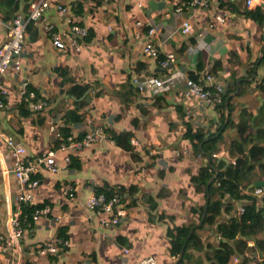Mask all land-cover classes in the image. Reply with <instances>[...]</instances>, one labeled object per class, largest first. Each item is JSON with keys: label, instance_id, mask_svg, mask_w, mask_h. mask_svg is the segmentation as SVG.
Segmentation results:
<instances>
[{"label": "crops", "instance_id": "1", "mask_svg": "<svg viewBox=\"0 0 264 264\" xmlns=\"http://www.w3.org/2000/svg\"><path fill=\"white\" fill-rule=\"evenodd\" d=\"M52 1L41 20L27 26L20 70L9 69L1 77L11 102L9 110L0 111L1 134L20 141L28 155L36 156L50 151L56 134L64 135L65 129L79 137L96 126L130 131L131 140L141 146V160L134 162L128 152L118 149L104 134L91 148L73 153L71 167L57 174L42 172L38 188L30 192L34 202L49 205L52 213L63 219L55 225L42 219L24 234L21 246L26 262L32 264L35 249L56 236L63 223L68 227L69 245L59 256L49 257V264H88L89 259L91 264H137L147 256H153L158 264H174L167 227L196 220L197 215L191 210L203 203V197L194 192L190 177L204 160L193 153L190 142L184 139V117L178 111L191 117L193 128H202L206 134L220 127L221 112L216 107L185 101L183 78L155 101L142 97L129 85L128 76L154 74L160 78L178 72L199 77L221 60L222 71L218 75L226 89L234 81L237 92L240 81L239 92L240 84H244L240 96L236 97L235 92L230 95L234 98L233 116L246 110L259 120L264 91L256 86L264 78V68L259 65L264 55V26L248 15L246 0H211L207 10L186 8L181 19L192 25L193 32L185 36L178 32L172 12L186 0ZM55 4L67 7L68 15L74 16L90 35L78 51L68 46L58 50L51 44L48 25L65 34L68 30ZM261 7L264 9V0ZM218 16L223 22L216 20ZM6 24L0 20V46L7 40ZM149 28L155 31L152 36H147ZM146 41H151L161 55L174 52L176 63L168 69L158 68L142 54ZM250 70L253 74L247 79ZM24 81L48 101V107L39 114L22 115L25 109L18 90ZM75 85L86 87L79 98L85 106L77 112L85 122L67 125L64 114L75 108V97L68 90ZM223 112L226 116V108ZM257 128L264 130V120ZM232 135L230 129L225 132L226 139ZM156 142L161 145L153 153L156 159L150 161L146 150ZM260 143L264 145V140ZM227 149L228 144H222L214 155L225 166ZM11 165L0 139V222L16 203L13 179L6 174ZM65 186L75 189V198L63 197ZM104 187L108 191L125 189L122 205L127 207V215L116 227L103 228L100 217L86 208L90 195ZM161 214L165 218L160 219ZM118 236L126 238L128 245H121ZM211 238L209 242L215 243L216 235ZM123 248L129 253L124 254ZM204 250L193 252L195 258L203 259ZM4 260L0 255V264Z\"/></svg>", "mask_w": 264, "mask_h": 264}, {"label": "built area", "instance_id": "2", "mask_svg": "<svg viewBox=\"0 0 264 264\" xmlns=\"http://www.w3.org/2000/svg\"><path fill=\"white\" fill-rule=\"evenodd\" d=\"M18 1V0H14ZM53 5L52 0H30L27 10L18 13L10 22L6 24L7 40L0 46V80L9 70L19 71L21 66L20 55L23 49L24 37L27 26L31 22L41 20L44 13ZM211 6V0H186L183 4L173 10L174 22L178 27V32L185 36L193 32L192 25L181 16L185 9L207 10ZM261 6V0H246V9L248 12L255 11ZM57 14L64 19L68 30L62 33L56 30L52 25H48L46 30L49 34L51 44L58 50H64L70 47L74 51L80 49V44L88 36L86 28L82 27L74 16L68 15L69 9L61 4H55ZM217 21L223 22V18L218 16ZM140 26V23L136 25ZM154 29L149 28L147 36L154 34ZM66 40V41H65ZM142 54L150 62L164 70L176 63L174 52H167L163 55L157 47L151 42L144 43ZM180 78L184 81L183 97L187 102L199 103L206 108L216 107L223 104V97L226 94V87L219 76L209 73H201L197 79L183 76L181 73L172 72L164 77H155L154 74H136L131 80L135 90L142 96H156L170 90ZM7 88L0 81V110L10 109V99ZM18 96L21 102L27 104L28 110L32 114H39L48 107V101L39 96L32 90L27 82H22L19 86ZM102 127H93L79 137L70 133L65 141L60 142L55 148L40 155L30 156L23 144L12 136H5L0 132L2 140V149L6 156L10 158L12 165L6 174H9L15 186L16 203L10 209L7 217L0 222V255L4 257V263L1 264H30L26 262V257L22 250L21 241L24 234L32 228V225L42 219L55 225L62 221L63 216L53 214L49 205L37 207L31 195V191L38 188L42 172L57 174L62 169L69 168L72 154L91 148L101 137H104ZM56 140L60 138L56 134ZM134 150L139 152L140 144L136 140H131ZM160 146V142H156ZM147 157H155L152 151H147ZM156 159V158H155ZM101 193H93L87 200L86 208L100 217V225L103 228L116 227L121 223V219L126 217L127 210L122 205L119 188L112 191L107 190ZM256 196H264L263 187H256L253 192ZM63 197L67 199L75 198V189L72 186H65L62 189ZM28 209H32L29 211ZM240 213L242 208H238ZM65 218V217H64ZM69 245L68 240H63L57 236L48 238L45 242L35 249L32 264H49L46 260L49 257H57ZM124 254L129 251L123 248ZM234 264L238 259L233 258ZM264 263V259H263ZM137 264H158L153 256H147L141 259Z\"/></svg>", "mask_w": 264, "mask_h": 264}, {"label": "trees", "instance_id": "3", "mask_svg": "<svg viewBox=\"0 0 264 264\" xmlns=\"http://www.w3.org/2000/svg\"><path fill=\"white\" fill-rule=\"evenodd\" d=\"M29 2L30 0H0V20L6 23L10 22L18 13H24L27 10ZM248 15L256 23L260 25L264 23V9L261 6L257 7L255 11L248 12ZM88 39H90V35L85 38L86 41ZM259 65L264 68V55ZM198 70H202L201 67ZM221 71L222 62L217 60L207 73L219 76L218 74ZM252 72L253 70H250L247 79L252 77ZM136 74H132L131 78ZM131 78L128 76L129 85L132 84ZM191 78L197 79L194 75ZM242 85L244 84H240V91L236 97L241 95ZM256 87L258 90L264 91V78L257 82ZM235 88L234 81L229 83L223 97V104L216 106L221 112L220 127L212 134H206L202 128H193L191 117L178 111L179 115L184 117V139L190 142L193 153L204 160L202 166L190 177L194 192L203 197L202 205L191 210L192 214L197 215V220H192L189 224L183 226L167 227L166 237L170 244L169 253L175 260L185 245L179 264H204L203 259L207 264H228L235 257L238 259L237 264H264V196H256L253 193L256 189L255 184L260 181L264 182V145L260 143L264 140V130L257 128L258 124L264 120V104L259 109V120L255 119L246 110H241L237 116H233L235 107L232 102L234 98L231 97L229 100L228 98L235 92ZM85 92L86 87L79 85H75L68 90L69 95L75 97L73 102L75 108L66 111L64 114L67 125L85 122L81 114L77 113L85 106L84 101L79 100ZM165 93L144 98L158 101ZM21 107L25 109L22 115H32L26 103L21 102ZM225 108L227 110L226 116L223 112ZM226 120L228 123L224 127ZM228 129L231 130L233 135L226 139L225 132ZM64 131V135H60V138L55 140L53 148L60 142L65 141L67 135L71 133L69 129ZM54 133L56 134V131ZM104 133L118 149L128 152L134 162L141 160L140 154L131 145L132 132H116L113 129L105 128ZM218 133L220 135L216 137ZM222 144H228L226 154L228 164L226 166L224 162L218 163V160L214 157ZM157 147L159 146L154 143L146 151L150 150L154 153ZM207 157L210 158L209 163L205 162ZM155 158L156 156L150 161H154ZM72 161H74L73 158L71 163ZM78 168L79 166H77ZM215 171L218 172V175L209 184L211 178L216 174ZM101 192L109 194L105 187L95 190V193ZM119 193L123 204L125 189L123 187L119 188ZM237 202L238 207L235 206ZM43 205L46 204H37V207ZM124 207L127 209L126 206ZM155 207L156 204H153V208ZM239 207L243 209L242 213L238 211ZM28 210L31 211L32 209ZM204 212V220L199 225ZM225 216L226 219L223 220ZM163 218H165L164 214H161L160 219ZM169 220L172 222V219ZM192 228L193 232L190 233ZM67 231L68 227L62 223L58 226L56 236L68 240ZM213 235H216V244L209 242ZM117 239L121 245H128L126 238L118 236ZM249 243H253L252 246ZM200 248L201 250L205 248L203 259L195 258L193 254V252L199 251ZM91 262L89 259L88 264H91ZM81 264L83 263L81 262Z\"/></svg>", "mask_w": 264, "mask_h": 264}, {"label": "water", "instance_id": "4", "mask_svg": "<svg viewBox=\"0 0 264 264\" xmlns=\"http://www.w3.org/2000/svg\"><path fill=\"white\" fill-rule=\"evenodd\" d=\"M263 26H264V23H263ZM263 39H264V34H263ZM258 64H259V62H257V65H258ZM239 83H240V81H237V92H235V94L238 93ZM229 98H230V96H229ZM229 98H228V100H229ZM228 100H227V101H228ZM227 123H228V121L226 120L225 123H224V127L227 125ZM219 135H220V133H218V134L216 135V137H218ZM216 137H215V138H216ZM199 147L201 148V145H200ZM207 159H208V163H209L210 158L207 157ZM212 169H214V168L212 167ZM214 170H215V169H214ZM215 173H216L215 176L211 178L209 184L212 183V182L214 181V179L216 178V176L218 175V172H217V171H215ZM255 187H264V182H262V181L257 182V183L255 184ZM204 217H205V212L203 213V215H202V217H201V221H200L199 225H200V224L202 223V221L204 220ZM192 232H193V228L190 230V233H192ZM184 248H185V245L182 247V249H181V251H180V253H179V255H178V257H177V259H176V261H175L174 264H179V262H180V260H181V258H182L183 252H184Z\"/></svg>", "mask_w": 264, "mask_h": 264}, {"label": "rangeland", "instance_id": "5", "mask_svg": "<svg viewBox=\"0 0 264 264\" xmlns=\"http://www.w3.org/2000/svg\"><path fill=\"white\" fill-rule=\"evenodd\" d=\"M228 138H229V136H228ZM147 153V152H146ZM201 162H203V160H201ZM196 220H197V216H196ZM211 240H213V238H210ZM207 241H206V239H205V243H206ZM214 242L215 243H213V244H216V240H214ZM250 244H253V243H250Z\"/></svg>", "mask_w": 264, "mask_h": 264}]
</instances>
